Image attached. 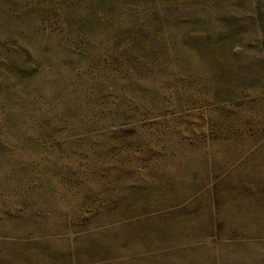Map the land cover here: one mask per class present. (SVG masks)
<instances>
[{"label":"rangeland","instance_id":"374dc122","mask_svg":"<svg viewBox=\"0 0 264 264\" xmlns=\"http://www.w3.org/2000/svg\"><path fill=\"white\" fill-rule=\"evenodd\" d=\"M0 264H264V0H0Z\"/></svg>","mask_w":264,"mask_h":264}]
</instances>
